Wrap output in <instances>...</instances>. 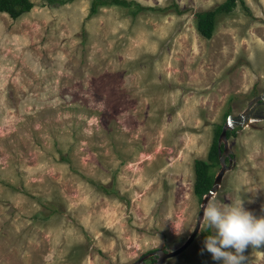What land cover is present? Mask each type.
<instances>
[{
	"label": "rangeland",
	"instance_id": "obj_1",
	"mask_svg": "<svg viewBox=\"0 0 264 264\" xmlns=\"http://www.w3.org/2000/svg\"><path fill=\"white\" fill-rule=\"evenodd\" d=\"M31 1L16 18L0 12V264H129L175 248L200 206L193 159L227 110L264 93V0L217 15L208 38L194 12L221 0H136L184 11L135 16ZM231 128L233 164L205 205L242 200L259 218L264 117ZM202 218L161 264H223L205 248L214 230ZM243 255L264 264V245Z\"/></svg>",
	"mask_w": 264,
	"mask_h": 264
},
{
	"label": "trees",
	"instance_id": "obj_2",
	"mask_svg": "<svg viewBox=\"0 0 264 264\" xmlns=\"http://www.w3.org/2000/svg\"><path fill=\"white\" fill-rule=\"evenodd\" d=\"M70 0H44L46 4L57 5L62 4ZM33 5L31 0H0V12L6 13L11 18H16L22 13L28 11ZM107 5H117L128 8V13L131 16H135L139 11H164L167 9H172L176 13H181L184 11L180 8L176 2L170 1L166 5H147L142 4L136 0H90L87 10V16L94 14L98 7ZM236 5L246 14L249 13L248 7L244 4L243 0H221L210 8L202 9L194 12V26L196 31L205 38L211 36L215 17L221 13L230 12ZM228 110L225 116L228 114ZM224 121V120H223ZM222 123L216 124L213 128L212 140L208 146L205 158H195L193 159V181H192V191L193 193L201 198L205 194L211 185L212 177L210 175V167L216 163H219L216 149V138L219 133ZM233 128H227L225 130L226 137L234 134ZM221 146V144H220ZM43 216L49 214L48 212L41 211ZM206 235L208 232L206 230Z\"/></svg>",
	"mask_w": 264,
	"mask_h": 264
},
{
	"label": "clouds",
	"instance_id": "obj_3",
	"mask_svg": "<svg viewBox=\"0 0 264 264\" xmlns=\"http://www.w3.org/2000/svg\"><path fill=\"white\" fill-rule=\"evenodd\" d=\"M203 221L214 230L205 239V248L223 264H242L245 249L264 245V216L257 218L243 207L242 200L218 205L210 201L203 208ZM235 251H228L227 249Z\"/></svg>",
	"mask_w": 264,
	"mask_h": 264
},
{
	"label": "water",
	"instance_id": "obj_4",
	"mask_svg": "<svg viewBox=\"0 0 264 264\" xmlns=\"http://www.w3.org/2000/svg\"><path fill=\"white\" fill-rule=\"evenodd\" d=\"M252 117H258V118L264 117V93L254 95L252 98H250L245 108L237 115L227 114L225 116V119L220 127L219 133L216 138V149H217V156L220 166L217 172L215 173V175L213 176L211 185L208 188L207 192L203 194L202 197L200 198V206L197 211L195 223L192 230L187 235V237L175 248L172 249L156 248L144 252L143 254L138 256L135 260L131 261L129 264H161L167 258L177 255L189 245V243L192 241V239L198 232L200 219L203 215V208L205 206V203L218 187L224 171L226 169H229L233 164L232 156L230 155V151L227 148V137L225 134V130L227 128H231L236 124L244 125ZM225 159L227 161V164H225ZM148 257H152L153 260L148 262L145 261V259H147Z\"/></svg>",
	"mask_w": 264,
	"mask_h": 264
},
{
	"label": "flooded vegetation",
	"instance_id": "obj_5",
	"mask_svg": "<svg viewBox=\"0 0 264 264\" xmlns=\"http://www.w3.org/2000/svg\"><path fill=\"white\" fill-rule=\"evenodd\" d=\"M147 259H149L150 261H152V260H153V258H152V257H148Z\"/></svg>",
	"mask_w": 264,
	"mask_h": 264
}]
</instances>
